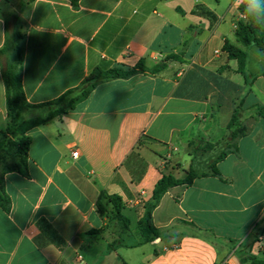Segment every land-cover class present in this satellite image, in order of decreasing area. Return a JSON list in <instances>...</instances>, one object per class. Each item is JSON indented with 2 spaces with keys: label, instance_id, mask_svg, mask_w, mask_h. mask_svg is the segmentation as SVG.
<instances>
[{
  "label": "crops",
  "instance_id": "1",
  "mask_svg": "<svg viewBox=\"0 0 264 264\" xmlns=\"http://www.w3.org/2000/svg\"><path fill=\"white\" fill-rule=\"evenodd\" d=\"M237 27L232 0H0V49L6 34L20 33L28 103L50 102L96 69L137 71L100 82L74 110L27 133L26 173L0 172L11 201L8 213L0 207V264L264 259V118L255 114L264 108V70L250 68L256 47L238 42ZM227 43L247 52L246 78ZM163 61V71L149 72ZM239 103L247 132L224 158L210 161L216 146L187 148L196 137L217 142ZM7 125L0 62V131ZM191 168L196 177L163 196L156 234L144 242L137 224L156 184ZM102 194L120 199L127 231L107 200L100 213Z\"/></svg>",
  "mask_w": 264,
  "mask_h": 264
},
{
  "label": "trees",
  "instance_id": "2",
  "mask_svg": "<svg viewBox=\"0 0 264 264\" xmlns=\"http://www.w3.org/2000/svg\"><path fill=\"white\" fill-rule=\"evenodd\" d=\"M73 7H77L80 0H70ZM244 10V8H243ZM201 14L210 16L208 11L199 8ZM236 37L239 43L245 48L256 47L264 52V20H258L253 24L247 21L239 22L236 30ZM20 33L14 35L6 34L5 45L0 49V62L2 76L6 89L7 119L8 125L5 131H0V160L7 164L8 172H17L24 175L26 173L27 162L30 150V138L27 133L44 125L57 117H62L74 110L78 104L86 100L96 86L104 80L124 79L136 74L134 70L112 69L103 72L94 70L78 87L71 89L60 97L40 105H32L27 102L22 80L23 59L20 47ZM230 60L238 62V72L247 76L248 55L245 50L239 49L229 43L224 47ZM178 60V57L171 56L167 59ZM166 68L163 61L150 69L149 72L158 74ZM140 71H146L143 63L137 66ZM255 114L264 118V108L256 107ZM243 109L241 103L237 104L233 111L230 122L227 125L229 147H233L236 141L242 137L247 130L242 125ZM212 145H208L210 148ZM223 153L218 160L224 158ZM196 177L195 171L191 168L184 179H177L173 175H163L156 184L151 201L145 207V215L138 222L137 229L144 238V242L149 241L150 236L156 234L153 226L152 214L159 205L163 196L177 186L189 185ZM103 200H107L113 207V220L119 225L122 232L129 229V221L121 214L120 199L117 197H107L102 194L97 202L100 213L107 212ZM11 201L6 193L4 182L0 179V207L8 213ZM242 263L264 264V259H260L250 253L239 254Z\"/></svg>",
  "mask_w": 264,
  "mask_h": 264
},
{
  "label": "rangeland",
  "instance_id": "3",
  "mask_svg": "<svg viewBox=\"0 0 264 264\" xmlns=\"http://www.w3.org/2000/svg\"><path fill=\"white\" fill-rule=\"evenodd\" d=\"M251 52L249 53V62H250V68L253 70V72H261L264 70L263 62L260 63L258 58L263 57L262 53L257 48H251ZM249 74V72L247 71ZM229 140H228V133L226 132L225 135H222L219 137L217 142L215 141L214 144L210 142H206L204 138L202 137H196L188 144V149L190 151H195L196 154L201 152H207V154L210 153V151L216 146L217 148L213 151L212 156L209 158L210 161L214 160L216 158H219L222 156V154L228 150L229 147ZM208 145H212L210 148H208ZM208 159V160H209ZM7 171V164L3 163L0 160V172Z\"/></svg>",
  "mask_w": 264,
  "mask_h": 264
},
{
  "label": "clouds",
  "instance_id": "4",
  "mask_svg": "<svg viewBox=\"0 0 264 264\" xmlns=\"http://www.w3.org/2000/svg\"><path fill=\"white\" fill-rule=\"evenodd\" d=\"M244 6L240 15L246 16L248 21L255 24L258 20H264V0H235V7Z\"/></svg>",
  "mask_w": 264,
  "mask_h": 264
},
{
  "label": "built area",
  "instance_id": "5",
  "mask_svg": "<svg viewBox=\"0 0 264 264\" xmlns=\"http://www.w3.org/2000/svg\"><path fill=\"white\" fill-rule=\"evenodd\" d=\"M234 5H235V0H232V7L235 9V11H236V13H237V20H238V23H239V22H245V21H247V17H246V16L240 15V13L243 12V8H244V6L241 4V5L239 6V9H237ZM73 157H74V158H77V157H78V152L73 153ZM142 196L145 197V193H143Z\"/></svg>",
  "mask_w": 264,
  "mask_h": 264
}]
</instances>
